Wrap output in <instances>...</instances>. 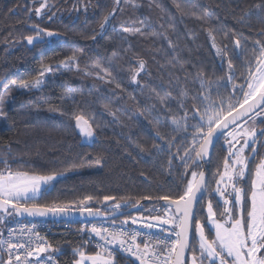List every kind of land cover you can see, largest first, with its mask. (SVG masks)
Listing matches in <instances>:
<instances>
[{"label": "trees", "instance_id": "trees-1", "mask_svg": "<svg viewBox=\"0 0 264 264\" xmlns=\"http://www.w3.org/2000/svg\"><path fill=\"white\" fill-rule=\"evenodd\" d=\"M40 2L0 0V110L8 113V119L0 118V156L8 159L13 170H35L40 174L67 171L38 202H68L91 195V206L106 211L103 197L111 195L144 204L140 211L125 214L116 222L138 213L155 215L149 211L151 208H163L156 198H175L176 180L182 171L177 168L169 175L170 153H156L152 148L154 144L163 147L156 133L165 141L177 137L172 142L181 152L191 140L186 137L181 142L170 123L183 115L177 107L183 97L173 84L179 78L180 87L188 90L185 104L202 107L199 101H191L196 93L233 102L228 88H222L219 95L215 92V81L227 74V68L211 47L209 29L221 48L247 37V56L233 57L239 77L245 71L244 60L259 54L253 42L264 44V35H260L264 20L258 18L256 8L264 6V0H82L86 13L73 10L76 0H48L54 7L38 17L28 10L39 8ZM76 7L81 8V4ZM52 13L55 16L49 20ZM109 13L113 14L110 25L102 32L100 24ZM241 19L247 23H239ZM32 24L61 35L33 48L25 40L34 34ZM124 27H140L143 35L123 33ZM74 54L77 66L56 67ZM140 60L145 62L146 72H140L138 84L132 83L129 74L138 69ZM42 64L52 68L44 83L38 89L20 90L18 84L37 77ZM197 72L210 82L207 90L200 87ZM96 76L115 78L122 85L116 102L97 100L96 90L103 91L105 86ZM169 93L174 99L170 102L172 112L166 113L161 99L169 101ZM105 104L108 112L104 111ZM75 114L92 123L96 129L93 140L83 141L75 121L70 119ZM222 145L221 140L215 146L213 164L202 166L207 175L227 154ZM96 157H100L99 164ZM8 224L5 220L4 227ZM48 237L59 249L54 253L59 264H73V250L85 244L84 238L71 232L53 231ZM84 250L88 254L97 251L89 245ZM117 259L120 264H132L125 254H117Z\"/></svg>", "mask_w": 264, "mask_h": 264}, {"label": "snow or ice", "instance_id": "snow-or-ice-1", "mask_svg": "<svg viewBox=\"0 0 264 264\" xmlns=\"http://www.w3.org/2000/svg\"><path fill=\"white\" fill-rule=\"evenodd\" d=\"M77 4H81V8H77ZM52 7L54 5L48 0H41L39 8L28 11H34L39 17L47 15ZM256 8L258 18L264 20V6L257 5ZM73 10L86 13L87 6L82 0H76ZM112 15L109 13L103 18L102 32L110 25ZM53 16L55 13L48 15V19L52 20ZM239 23L247 22L241 19ZM30 28L34 34L26 36L25 40L33 48L61 35L39 24H32ZM122 32L143 35L140 27H124ZM209 39L220 64H226L227 68V74L215 81V92L219 95L222 88H228L233 102L196 93L191 101H199L202 107L191 102L185 104L183 101L188 99V90L180 87L179 78L174 84L170 81L183 97L177 102L183 115L171 120L172 129L181 142L186 137L191 140L187 146L182 145L181 152V148L172 142L177 137L165 141L157 132L163 147L154 144L152 148L156 153H170L167 161L169 175H173L177 168L182 169L176 180L175 198L172 195L156 198L163 202V208L153 207L150 211L159 214L151 216L147 223H143V217L137 216L117 223L116 216L123 215L122 208L132 205L138 210L140 201L118 200L106 195L103 197L106 211L91 206L94 202L91 195L75 201L41 203L38 201L42 200L43 193L63 179L67 171L52 170L40 174L35 170H13L8 159L0 156V164L4 165L0 168V264H56L52 253L59 251L40 235L38 223L30 221L5 228V220L16 223L20 217L35 221L50 216L75 215L85 218L79 231L87 234L89 241H96L97 251L86 253V242L73 250L76 257L73 264H120L117 253L125 254L132 264H264V127L257 124V121L264 124V44L253 42L252 47L258 48L259 54L244 60L245 71L238 77L233 57L247 56V37L237 38L230 41L231 47L226 43L221 48L209 29ZM77 65L78 57L74 54L56 67L70 69ZM138 65V69L129 74L130 81L137 84L140 72H146L143 60L138 61ZM51 71L50 65L42 64L37 77L21 82L18 87L38 89L44 83L43 77ZM95 78L105 86L103 91L96 90L97 100L116 102L118 94L123 91L122 85L115 78ZM184 79L187 83V77ZM196 79L201 88L208 89L210 82L199 72ZM236 79H241L242 83H234ZM152 92L158 97L155 89ZM168 95L169 101L161 99V106L164 112L171 113L170 102L174 98L170 93ZM104 111H109L107 104ZM110 114L115 117V112ZM0 118L8 119V113L0 110ZM70 119L75 121L74 126L84 137L94 138L96 129L83 115L75 114ZM157 123L161 121L157 120ZM221 140L227 154L206 177L203 170L197 169H202L204 164H213L215 145ZM96 163H100V157H96ZM144 199L153 200L152 197ZM88 218L102 222L90 223ZM138 224H143V230L131 227Z\"/></svg>", "mask_w": 264, "mask_h": 264}, {"label": "built area", "instance_id": "built-area-1", "mask_svg": "<svg viewBox=\"0 0 264 264\" xmlns=\"http://www.w3.org/2000/svg\"><path fill=\"white\" fill-rule=\"evenodd\" d=\"M30 221L38 223V225H39L38 231H39L40 235L45 237L49 243H50V240H49L48 236L51 232H53V231L71 232V233L76 234L80 238H84L85 243L87 242V244L89 246L96 248L95 247L96 241H89L88 235L81 233L79 231V229L83 225V221H46V220H35V221H33L32 219H22V220H17L16 223L8 224L6 226V228L7 227H16L18 224H27ZM89 222L90 223H101L102 221H89ZM117 223H119V222H117ZM131 227L143 230V227L138 226V225H131ZM6 237H7V232L5 230L4 238H6ZM117 254H119V253H117ZM52 257H53L54 261L56 262V264H59L57 261V257H56V255H54V253H52ZM6 258L7 257L5 254L4 259H6Z\"/></svg>", "mask_w": 264, "mask_h": 264}, {"label": "water", "instance_id": "water-1", "mask_svg": "<svg viewBox=\"0 0 264 264\" xmlns=\"http://www.w3.org/2000/svg\"><path fill=\"white\" fill-rule=\"evenodd\" d=\"M77 129V128H76ZM77 132L82 136L83 138V141L86 140V139H89L87 137H84L80 132L79 130L77 129ZM95 138V136H94ZM94 138H91L90 140H93ZM216 146V145H215ZM205 165V164H204ZM205 173H206V169L205 167H203L202 169ZM206 177H207V174H206ZM163 203V202H162ZM141 207H139V209L137 210V206H131V207H128L126 209H121V212L123 213V215L125 214H131V213H134V212H138L140 211L144 204L140 203ZM123 215H117L116 216V219L123 216ZM22 219H32V218H29V217H20L18 218L17 220H22ZM89 221H97V220H92L91 218H88ZM37 220H46V221H84L85 218L84 217H81L79 215H75V216H72V217H47V218H42V219H37Z\"/></svg>", "mask_w": 264, "mask_h": 264}, {"label": "rangeland", "instance_id": "rangeland-1", "mask_svg": "<svg viewBox=\"0 0 264 264\" xmlns=\"http://www.w3.org/2000/svg\"><path fill=\"white\" fill-rule=\"evenodd\" d=\"M46 76V75H45ZM45 79V77H43V80ZM19 85V84H18ZM19 88V87H18ZM20 90H23V91H26V89H21V88H19ZM27 90H29V89H27ZM260 122L259 121H257V124H259ZM259 127V126H258ZM152 209V208H151ZM150 209V210H151ZM158 209H162V208H158ZM149 210V211H150ZM151 212V211H150ZM157 214H159V213H155V215H157ZM134 216H137V217H143V223H147V221H148V219L151 217L149 214H145V213H138V214H136V215H134ZM138 225H143V224H138Z\"/></svg>", "mask_w": 264, "mask_h": 264}, {"label": "flooded vegetation", "instance_id": "flooded-vegetation-1", "mask_svg": "<svg viewBox=\"0 0 264 264\" xmlns=\"http://www.w3.org/2000/svg\"><path fill=\"white\" fill-rule=\"evenodd\" d=\"M258 126H259V127H264V124L261 125V123H259ZM246 154H247V152H246Z\"/></svg>", "mask_w": 264, "mask_h": 264}]
</instances>
